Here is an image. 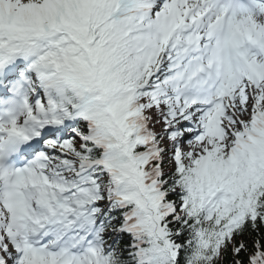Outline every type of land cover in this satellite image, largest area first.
<instances>
[{"label": "snow or ice", "instance_id": "obj_1", "mask_svg": "<svg viewBox=\"0 0 264 264\" xmlns=\"http://www.w3.org/2000/svg\"><path fill=\"white\" fill-rule=\"evenodd\" d=\"M0 264H264V0H0Z\"/></svg>", "mask_w": 264, "mask_h": 264}]
</instances>
